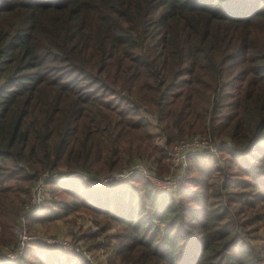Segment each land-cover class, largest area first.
<instances>
[{
	"label": "trees",
	"instance_id": "obj_1",
	"mask_svg": "<svg viewBox=\"0 0 264 264\" xmlns=\"http://www.w3.org/2000/svg\"><path fill=\"white\" fill-rule=\"evenodd\" d=\"M195 135L233 148L224 165L190 154L175 195L88 180L137 159L167 174ZM69 171L30 222L86 208L118 226L125 264H264L248 232L264 222V0H0V244L43 173ZM53 248L13 264H88Z\"/></svg>",
	"mask_w": 264,
	"mask_h": 264
},
{
	"label": "rangeland",
	"instance_id": "obj_2",
	"mask_svg": "<svg viewBox=\"0 0 264 264\" xmlns=\"http://www.w3.org/2000/svg\"><path fill=\"white\" fill-rule=\"evenodd\" d=\"M141 110H142L141 112L147 114V112L144 111L143 108ZM148 116L150 118H153L154 115L152 116L151 114H149ZM152 122H153V126L151 127L150 130L155 134L156 142L162 143L164 141V138H163L164 136L163 135L159 136V128H158L156 119L153 118ZM197 136H200V135H197ZM220 148L221 147H218V149L215 150L217 153L216 152H213V153L201 152V153L210 154V155L217 157L221 161V163L224 165V161L221 156ZM139 162L144 163L149 169L152 165L147 160L137 159L135 161V163H139ZM186 162H187L186 171L184 175L182 176V178L179 180V182L170 186V189L168 191L166 190L164 191L175 195L176 191L180 188V186L184 184L185 179L190 174L188 170V167H189L188 157H187ZM127 168L128 167H125L123 170L126 171L128 170ZM151 170H154V169L152 168ZM154 171L156 172V170ZM154 174L158 177H167V176L174 175L175 173L173 172L172 166H171V170L167 174H159L158 172ZM134 175H139V176H143L147 178L156 187V184H154L150 180V178L143 175L142 173L141 174L136 173ZM54 179L64 180V179H59V178H54ZM222 179L224 181L227 180V175L223 174ZM88 180L90 181V179ZM122 181L123 180L114 178V179L105 180L104 182L98 185H101L103 183H108V182H122ZM92 185L97 186V184H92ZM52 186L53 184L48 181L43 191V194H42L44 195L43 206L40 209V211L37 212L36 215L34 214L32 216V218L40 214L47 204H49L50 202L52 203L54 198L57 199V198L63 197V193L58 191L60 193L58 194L57 190H55L54 187ZM224 200L226 201L227 197H224ZM237 204L239 205V202ZM96 218L98 219L95 220V217L94 215H92V212L90 210H87L86 208H84V209H78L68 214H64L62 216H59L58 218H54V219H50L46 221H40L38 219H34L32 222H30L29 219L28 220L26 219L27 234L33 236V240L32 242L29 243V245L35 246V248H38L39 246H41V244L50 245L51 249H54L53 247H55V248H58L66 252L68 251L69 253L76 254L82 257L88 264H125L121 256L117 254V248L120 245L119 239L117 237V233L119 232L118 226L115 223L109 221L108 218H103L99 215H96ZM242 219H246V218H242ZM35 220L38 223V227L34 226ZM106 223H108L109 225L106 227L107 229L104 230L103 226ZM19 225H20V222H19ZM19 225L17 223L14 228L15 235H14L13 242L11 241L12 243H9V244H6V243L0 244V252H3V255H4V252L12 251L13 248L16 246L17 241L19 240V234L17 232V228L19 227ZM248 228H249L248 229L249 235L257 236V237L251 238L253 242H256V241L258 242L260 241V239L263 238L264 222H261L258 224L255 223L252 226H248ZM85 234H94V238H90L88 237L89 235L86 236ZM48 238H61L63 240L68 239V241L70 242V246L73 250L64 249L60 245L48 244L46 241ZM24 252L20 257H17L13 260L10 258H4L3 255H1L0 264L17 263L18 261H20L21 257L24 255Z\"/></svg>",
	"mask_w": 264,
	"mask_h": 264
},
{
	"label": "built area",
	"instance_id": "obj_3",
	"mask_svg": "<svg viewBox=\"0 0 264 264\" xmlns=\"http://www.w3.org/2000/svg\"><path fill=\"white\" fill-rule=\"evenodd\" d=\"M222 145H228L233 148V145L228 139H220L215 142H212L206 137L203 136H192L190 138L179 140L173 147L168 150L170 155V170L172 166V170L175 173L174 175L167 177H158L154 173V170L149 169L144 163H134L129 166L126 171L114 172L106 177H104L100 182L96 180H90L93 184H100L105 180L109 179H119L125 180L130 176L136 173H142L143 175L150 178V180L156 184L158 189L168 191L170 186L179 182V180L184 175L187 168V157L193 153H201V152H216L215 150ZM217 153V152H216ZM151 171V172H150ZM78 171H69V172H55L52 175H49L48 172L43 173L42 177L38 179V181L32 186L31 193L27 198V201L23 205V209L18 216V225L17 232L19 234V240L17 241L16 246L12 251L0 252V256L3 255L4 258L15 259L20 257L25 251L26 247L33 240V236L27 234L26 229V219L28 220L34 214L36 215L38 211L43 206L44 195L43 191L49 179L59 178L65 179L71 176L77 175ZM48 244L52 245H60L64 249H72L70 246V242L67 240H63L61 238H48ZM73 250V249H72Z\"/></svg>",
	"mask_w": 264,
	"mask_h": 264
},
{
	"label": "crops",
	"instance_id": "obj_4",
	"mask_svg": "<svg viewBox=\"0 0 264 264\" xmlns=\"http://www.w3.org/2000/svg\"><path fill=\"white\" fill-rule=\"evenodd\" d=\"M32 218V217H31ZM40 222V221H39ZM34 223H35V225L34 226H36V227H38V223H37V221L35 220L34 221ZM37 223V224H36ZM33 247H35V246H33Z\"/></svg>",
	"mask_w": 264,
	"mask_h": 264
}]
</instances>
